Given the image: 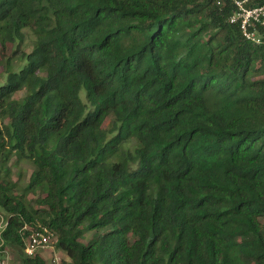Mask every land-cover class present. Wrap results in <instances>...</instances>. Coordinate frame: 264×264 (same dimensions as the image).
I'll use <instances>...</instances> for the list:
<instances>
[{"label": "trees", "instance_id": "16d2710c", "mask_svg": "<svg viewBox=\"0 0 264 264\" xmlns=\"http://www.w3.org/2000/svg\"><path fill=\"white\" fill-rule=\"evenodd\" d=\"M233 11L0 0V262L47 264L44 227L71 264H264V46Z\"/></svg>", "mask_w": 264, "mask_h": 264}, {"label": "built area", "instance_id": "2783aa9c", "mask_svg": "<svg viewBox=\"0 0 264 264\" xmlns=\"http://www.w3.org/2000/svg\"><path fill=\"white\" fill-rule=\"evenodd\" d=\"M227 1L234 6L229 23L239 27V31L246 41L256 46H264V35L261 32L264 29V4L249 7L248 4L252 0ZM220 4L218 2V5ZM23 241V252L27 257H34L37 254L42 255L46 252H51L52 255L47 264H71L69 261L63 260L55 252L56 236L47 228L39 227L32 230ZM0 264H5V262L2 260Z\"/></svg>", "mask_w": 264, "mask_h": 264}, {"label": "rangeland", "instance_id": "374dc122", "mask_svg": "<svg viewBox=\"0 0 264 264\" xmlns=\"http://www.w3.org/2000/svg\"><path fill=\"white\" fill-rule=\"evenodd\" d=\"M10 53V48L7 49V51L5 52V55L8 56V54ZM2 72V68L0 67V74ZM24 92H19L15 95V98L19 99L21 97L24 96ZM33 171V165L31 162L28 161H22L20 162L18 165H15L12 168V179L13 181L17 182V189L15 191L16 194H21L23 189L28 185L29 182V177L31 175V172ZM39 196H41L40 192H35L33 194H29L28 195V199L30 201H34L36 200ZM4 215L1 213L0 210V230L4 227ZM92 236V233H88L85 235L86 241L89 240ZM55 252L64 259H66L64 257V253L62 251H57L55 249ZM51 252H46L44 254H42L41 256L46 260V262L48 263V261L50 260V256H51ZM3 261L5 262V264H21V260L18 256V253L15 252V250L11 249V248H7L5 251L4 256L2 257Z\"/></svg>", "mask_w": 264, "mask_h": 264}]
</instances>
